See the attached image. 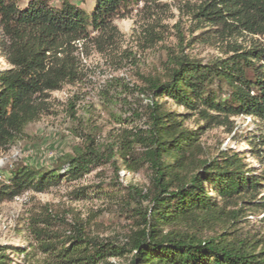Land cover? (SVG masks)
<instances>
[{
  "label": "trees",
  "instance_id": "1",
  "mask_svg": "<svg viewBox=\"0 0 264 264\" xmlns=\"http://www.w3.org/2000/svg\"><path fill=\"white\" fill-rule=\"evenodd\" d=\"M54 1L0 0L10 65L0 70L2 148L47 110V92L78 79L69 54L74 45L93 32L116 30V19L147 0H95L90 11L73 0ZM196 14L221 30L232 25L225 19L230 17L264 35V0H214ZM225 53L208 60L184 53L168 57L163 74L143 76L136 86L133 128L108 144L84 137L65 155V168L14 166L0 182V204L28 191L45 192L62 179L76 181L99 167L113 169V181L125 167L146 174L143 186L121 185L123 211L134 220L126 238L94 236L82 223L57 232L49 214L33 218L31 231L55 264H114L109 260L128 256L129 264H264V233L241 225L250 208L262 206L257 197L264 174L249 168L240 152L211 155L200 141L207 128L229 124L231 117L244 115L264 124V44H233ZM170 103L184 111L170 109ZM193 116L196 128L186 125ZM0 264H11L2 245Z\"/></svg>",
  "mask_w": 264,
  "mask_h": 264
},
{
  "label": "rangeland",
  "instance_id": "2",
  "mask_svg": "<svg viewBox=\"0 0 264 264\" xmlns=\"http://www.w3.org/2000/svg\"><path fill=\"white\" fill-rule=\"evenodd\" d=\"M73 1L87 11L95 3ZM213 1H141L114 21L116 30L93 32L90 38L77 42L69 54L78 79L47 92V110L7 148L0 147V182L6 181L17 165L46 170L65 168V155L81 145L84 137L108 144L123 129L133 128L129 119L136 104V86L142 84L143 76L163 74L171 55L184 53L208 60L224 57L233 44H264V35L245 30L230 17L225 19L232 25L221 30L215 22L207 23L206 18L196 14L202 5ZM60 2L55 0L54 4ZM6 43L0 28V70L10 67L4 54ZM169 108L184 111L173 103ZM186 125L196 128V117L187 120ZM263 140L264 124L244 115L231 117L229 124L207 128L200 139L211 155L220 150L240 152L258 175L264 174ZM109 173H113L110 167H99L76 181L62 179L45 192L28 191L1 203L0 245L6 247L11 264H55L31 231L36 215L49 214L57 232H64L67 224L82 223L94 236L126 238L134 220L123 211L126 201L121 185L143 186L146 174L122 167L119 176L114 173L110 181ZM76 190L84 193L76 197ZM257 201L263 202L262 206L250 208L241 225L245 231L264 233V189ZM128 257L109 262L129 264Z\"/></svg>",
  "mask_w": 264,
  "mask_h": 264
}]
</instances>
